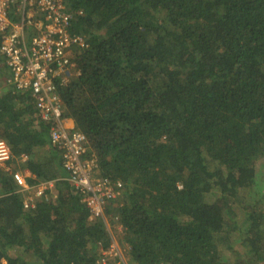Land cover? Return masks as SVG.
<instances>
[{"label": "trees", "instance_id": "trees-1", "mask_svg": "<svg viewBox=\"0 0 264 264\" xmlns=\"http://www.w3.org/2000/svg\"><path fill=\"white\" fill-rule=\"evenodd\" d=\"M64 2L87 47L71 52L62 112L97 175L122 184L106 211L126 264H264V0ZM0 140V264H124L102 253L110 234L65 180L34 99L11 85Z\"/></svg>", "mask_w": 264, "mask_h": 264}, {"label": "built area", "instance_id": "built-area-1", "mask_svg": "<svg viewBox=\"0 0 264 264\" xmlns=\"http://www.w3.org/2000/svg\"><path fill=\"white\" fill-rule=\"evenodd\" d=\"M76 14L81 11L71 10L64 0H0V72L9 73L7 82L15 90L31 95L39 119L49 123L50 142L60 152L68 181L81 194L89 219L101 220L110 234L111 243L102 253L117 260L122 259V252L111 227L115 224L122 232V226L106 208L119 196L122 184L97 175L96 157L87 156L86 136L65 124L59 95V88L78 75L71 60L73 48L87 47L84 36L72 31ZM10 158L7 144L0 140V165ZM11 172L19 192L29 189L19 171ZM51 186V182L37 186L23 206L33 207V198Z\"/></svg>", "mask_w": 264, "mask_h": 264}, {"label": "rangeland", "instance_id": "rangeland-1", "mask_svg": "<svg viewBox=\"0 0 264 264\" xmlns=\"http://www.w3.org/2000/svg\"><path fill=\"white\" fill-rule=\"evenodd\" d=\"M259 171L261 172V170H259ZM256 182H257V184H258V186L260 188H262L264 186V171L261 172V175L257 178ZM245 195L248 196L247 194H245ZM111 228H112V233L111 234L116 239V242L120 246V250L122 252V259H117V260H119V261L123 262L124 264H126L125 251H124L125 247L122 246L121 242H120L121 232H120V230L118 229V227L115 224H112ZM238 235H239V232L237 230L232 232V240H234L235 243H236V240H238ZM235 247L239 248L237 243L235 244ZM33 264H40V261L38 259H36Z\"/></svg>", "mask_w": 264, "mask_h": 264}, {"label": "crops", "instance_id": "crops-1", "mask_svg": "<svg viewBox=\"0 0 264 264\" xmlns=\"http://www.w3.org/2000/svg\"><path fill=\"white\" fill-rule=\"evenodd\" d=\"M8 76H9V73L8 72H6L5 70L3 71V72H1L0 73V87H2V86H7V85H9V83L7 82V80H8ZM65 124H66V126L69 128V129H74V122H73V120L72 119H70V118H66L65 117ZM61 158V157H60ZM23 162V161H22ZM61 163H62V160H61ZM19 167V166H18ZM63 167V166H62ZM64 169V168H63ZM18 171V170H17ZM21 172V174L24 176V177H29L30 176V173L27 171V170H20ZM65 180L69 183V181H68V176H66V178H65ZM39 185H41V184H39ZM38 185V186H39ZM37 187V186H36Z\"/></svg>", "mask_w": 264, "mask_h": 264}]
</instances>
